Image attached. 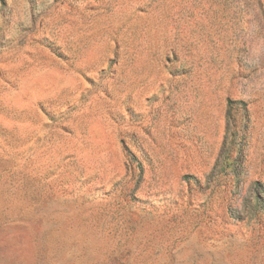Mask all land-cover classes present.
Returning <instances> with one entry per match:
<instances>
[{
  "label": "rangeland",
  "instance_id": "374dc122",
  "mask_svg": "<svg viewBox=\"0 0 264 264\" xmlns=\"http://www.w3.org/2000/svg\"><path fill=\"white\" fill-rule=\"evenodd\" d=\"M0 264H264V0H0Z\"/></svg>",
  "mask_w": 264,
  "mask_h": 264
}]
</instances>
